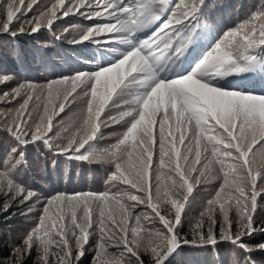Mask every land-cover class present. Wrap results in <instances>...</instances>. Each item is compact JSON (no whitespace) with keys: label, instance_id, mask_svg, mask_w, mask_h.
Here are the masks:
<instances>
[{"label":"snow or ice","instance_id":"1","mask_svg":"<svg viewBox=\"0 0 264 264\" xmlns=\"http://www.w3.org/2000/svg\"><path fill=\"white\" fill-rule=\"evenodd\" d=\"M38 6L39 0H0V35L53 32L56 21L79 15L93 23L69 42L119 55L95 71L43 85L5 91L14 77L0 75V103L17 105L0 111V136L9 141L0 157V212L17 204L39 213L0 264L28 258L80 264L88 252L91 264H145L142 253L148 264H171L183 246L216 249L223 242L243 252L242 264H256L252 253L264 252V241L245 239L264 233V225L257 226L264 207V94L213 85L264 72V0L223 31L190 71L179 73L175 66L185 52L210 31L202 22L207 0H54L29 17ZM77 101L83 107L76 121L67 127L56 121ZM113 125L123 131L97 150L102 129ZM38 142L54 157L108 165L105 191L42 198L19 178L25 149ZM211 180L221 182L190 222L189 238L182 228L193 192ZM231 264H241L235 252Z\"/></svg>","mask_w":264,"mask_h":264},{"label":"trees","instance_id":"2","mask_svg":"<svg viewBox=\"0 0 264 264\" xmlns=\"http://www.w3.org/2000/svg\"><path fill=\"white\" fill-rule=\"evenodd\" d=\"M259 2L260 0H207L208 7L205 9L202 22L209 26L210 31L185 52L175 66V71L177 73L184 70L190 71L197 58H203V55L215 44L219 35L247 19L256 10L255 6ZM48 4L49 0H39V6L34 7L33 12L29 13V17L43 10ZM68 22L72 25L69 26ZM92 23L83 17L69 16L56 21L53 32L45 28L36 34L19 35L15 38L0 35V75L8 74L14 77L8 89L4 90L27 82L43 85L49 80L69 76L76 71L91 72L97 70L98 67L114 62L118 58V51H105L89 42L79 44L69 42L79 39L80 31L84 27L91 26ZM146 34V32H141L137 35L138 38L143 39ZM117 47L121 50L124 49L122 45ZM104 52H107L105 57ZM221 85H223L221 90L264 94V72L250 70L240 75L223 77L220 78L219 85L213 86L220 87ZM35 103L37 102L33 103V107ZM16 106L14 102L11 104L0 103V111ZM38 111H42V108ZM76 111V107L72 105L55 119L56 121L63 120L67 127L76 115L79 116L80 110ZM121 131L123 129L119 126L117 133ZM51 134L49 133V135ZM113 143H115L114 136L109 143L104 138L94 142V147L100 150ZM8 146V139L0 136V157L8 151ZM25 155L27 165L19 178L25 185L39 193L42 198L57 193L74 194L88 191L99 193L105 191L104 181L108 175V165L95 162L88 164L87 162L68 160L63 156L54 157L42 144H39V147L35 144L28 145ZM259 155L260 153L257 152V162H259ZM53 159L56 160L55 165L52 163ZM220 182L211 180L199 185L194 190V199L182 228V233L187 234L189 238L191 237L190 222L198 216L209 198V194L214 193ZM22 213H27V207L17 204H13L7 213L0 212V259L9 256L11 249L21 243L26 232L34 226L39 214L38 212L26 215ZM261 225H264V207L257 210V226ZM261 241H264V233L254 234L253 237L245 239V242L251 245ZM90 244L94 246V240L91 237ZM110 251L115 250L110 249ZM234 252L242 264L243 252L239 249L234 250L230 242H223L216 249L183 246L178 254L171 258V264H231ZM92 255V252L86 253L85 257L81 258L80 264H91ZM142 258L145 260V264H148L149 257L142 253ZM252 259L256 264H264V252H253ZM25 264H33V258H28Z\"/></svg>","mask_w":264,"mask_h":264},{"label":"rangeland","instance_id":"3","mask_svg":"<svg viewBox=\"0 0 264 264\" xmlns=\"http://www.w3.org/2000/svg\"><path fill=\"white\" fill-rule=\"evenodd\" d=\"M54 2V0H49V4L47 6H50V4ZM45 8V7H44ZM38 14V13H37ZM77 17H81L79 15H77ZM69 26L72 25L70 22H68ZM107 52H104V57L107 56L106 54ZM74 107H76V110H81V108L83 107L82 103L80 101H77L75 104H73ZM76 111V112H77ZM74 114V113H73ZM79 116L76 115V117L74 118V120L70 121V123L72 124L73 121H75L76 118H78ZM119 131V125H113L111 128H105L102 129L103 135H104V139L107 143L110 142V139L113 137L112 133H117Z\"/></svg>","mask_w":264,"mask_h":264}]
</instances>
